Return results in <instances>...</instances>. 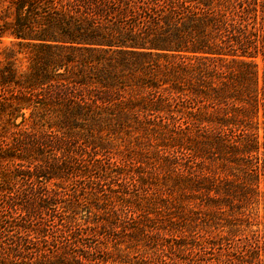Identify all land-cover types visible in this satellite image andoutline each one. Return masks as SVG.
I'll use <instances>...</instances> for the list:
<instances>
[{
    "label": "trees",
    "instance_id": "obj_1",
    "mask_svg": "<svg viewBox=\"0 0 264 264\" xmlns=\"http://www.w3.org/2000/svg\"><path fill=\"white\" fill-rule=\"evenodd\" d=\"M259 59L264 0H0V264H264Z\"/></svg>",
    "mask_w": 264,
    "mask_h": 264
},
{
    "label": "rangeland",
    "instance_id": "obj_2",
    "mask_svg": "<svg viewBox=\"0 0 264 264\" xmlns=\"http://www.w3.org/2000/svg\"><path fill=\"white\" fill-rule=\"evenodd\" d=\"M7 43V42H6ZM258 63H259V75H260V80H262V76L264 74V66H263V63L260 61V59L258 60ZM262 134V131L260 132ZM122 148V147H121ZM257 212H258V215H259V218L261 219L263 217V214H264V208H263V205L260 203L259 206H258V209H257ZM260 229H263V226L261 224L258 225ZM253 229H256L255 225L252 226ZM225 231L227 230V228L224 229ZM238 243V242H237ZM123 248V247H122ZM236 248L234 247H230V248H227V246H224V249L219 251V250H216V256H220L221 253L223 254H226V253H230V257L232 258L233 255H231L232 253L234 254H238L236 252ZM189 258V257H188ZM176 264H179V263H176Z\"/></svg>",
    "mask_w": 264,
    "mask_h": 264
}]
</instances>
